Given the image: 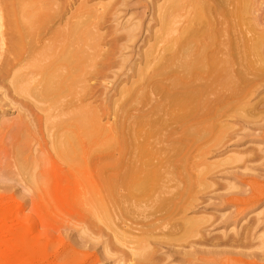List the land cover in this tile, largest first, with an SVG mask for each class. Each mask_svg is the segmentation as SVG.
<instances>
[{
  "label": "rangeland",
  "instance_id": "rangeland-1",
  "mask_svg": "<svg viewBox=\"0 0 264 264\" xmlns=\"http://www.w3.org/2000/svg\"><path fill=\"white\" fill-rule=\"evenodd\" d=\"M49 2V19L35 36V48L46 44L61 47L60 39L69 27L83 26L92 41L84 49L96 60L76 87L79 91L72 106L95 117L103 140L119 132L126 135L124 142L116 141L114 148L102 150L98 156L105 169L103 183L115 170L121 174L127 167L139 165L137 153L142 147H146L147 153L142 161L150 163L151 168L157 169L156 164L159 170L201 178L194 177L189 187L183 180L180 196L175 197L176 189H172V203L176 199L177 209L181 208L178 214L176 207L174 211L171 207L155 208L152 200L151 204L145 201L146 197L141 201L143 204L134 205L128 201L127 193L118 188L117 197H122L114 207L109 205L113 207H110L111 224L101 222L96 214L98 208L95 211L93 207H98L95 196L99 193L93 191L91 165L86 160L94 141L84 139L82 149L87 158L80 165L81 170L77 165L62 162L54 146L57 130L53 125L64 118H54L45 105L18 93L10 75L0 77V264H146V253L150 255L147 264H208L213 252L221 253L215 259H222L225 252L235 254L232 258L238 254H264V39L260 42L262 48L253 53L240 52L239 47L259 36L264 38V0H244L246 10L236 9L225 24L217 23L219 31L215 26L204 30L216 46L217 72L211 76L203 74L192 83L202 90L195 100L204 106L198 114L214 108L217 98L224 99L226 105L217 108L216 116L207 123L201 119L188 122L187 125H193L192 136H182L180 125L170 118V113L167 115L162 108L160 111L155 107L162 98L152 88L158 80L154 57L162 54L189 22L190 0ZM174 2L180 6L170 11ZM164 14L171 15L168 20L174 21L168 31L160 26ZM222 45L229 51L223 55L218 53L219 48L223 50ZM151 54L153 60H147ZM207 59H202L199 65L205 66ZM25 66L22 74L28 71ZM140 73L146 74L142 86ZM38 79L35 77L23 87L31 89ZM167 83L165 86H169ZM145 114L146 138L142 133L132 140L131 122ZM150 121L153 123L148 124ZM19 158L30 162V171L24 172ZM22 186L33 189L31 198L21 196ZM115 186L121 187V180ZM252 189L259 193H252ZM103 194L98 198L103 199ZM152 212L159 221L146 235V217L152 219ZM186 220L198 222L195 232H185ZM66 225L76 231L66 235L62 231ZM81 233L86 246H82ZM243 236H248L247 240ZM229 238L246 244L221 245ZM202 252H208L207 257Z\"/></svg>",
  "mask_w": 264,
  "mask_h": 264
},
{
  "label": "bare ground",
  "instance_id": "bare-ground-1",
  "mask_svg": "<svg viewBox=\"0 0 264 264\" xmlns=\"http://www.w3.org/2000/svg\"><path fill=\"white\" fill-rule=\"evenodd\" d=\"M3 2L2 4L0 3V77H8L10 75L13 86L18 93L23 96H27L28 98H32L42 105H45V110L54 118L57 117L58 120L59 117L64 118L53 125L57 130L54 146L57 149V155L59 159L62 160V162H68L69 164H74V166L77 165L76 167H78L77 169L79 170L82 164L86 162L85 159L87 158L82 149L84 139L94 141L93 151L91 149V155L88 156L86 160L91 165L90 177L94 181H92L94 185L93 191H95L96 194L99 193V197L101 193H105V195H101V197L103 196V199H101L98 198V196L96 197V194L94 195L93 192V196H95L99 203H97L98 207L97 205H95L96 207H93L95 208V211L97 210L96 208H98V212L96 211V214L98 213L100 221H109L111 224L110 207L112 206L109 207V205L113 204L114 207L116 201L118 202L119 198L122 197L121 195H119L121 197H117V193H119L118 188L123 189L122 191L127 193L126 197H128V201L130 200L132 204L141 202L146 197L145 201L150 202V200H152L154 207L157 209L166 208L167 210L168 207H171L173 211L174 207L177 209L179 207V202H176L175 199V203H172V199L174 200L173 197H176L177 195L180 196L179 190L183 180H186L188 183L187 187H189V185H191V180L194 179L195 176L191 177L190 174H183V172L179 173L175 171L159 170V165L156 164H154V166H158L157 169L151 168L150 163L147 165L146 161H144L146 160L147 154L146 147H142L140 154L137 153V156L140 158L139 161H137L139 165L127 167L124 173L121 174L120 172H116L115 169H112L113 171L115 170V174L113 173L110 177H108V179L105 178L107 181L105 180V183H103L104 178L102 173L105 172V169L102 167V164L99 163L100 161L98 156L101 155L102 150H110L114 148L116 141L124 142L126 140L124 138L126 135L123 136V134L119 132L115 135L105 137L103 140L99 135L101 130L99 131L95 117L87 111L85 113L80 108L72 106V99L79 91H76V87L82 82L81 80L83 75L87 69L92 67L95 59V56L88 55L85 51L86 49H84L89 48L88 45L92 44V41L89 39L91 38L89 33L84 28H82L83 26L81 27L80 25H73L71 28L69 27L67 32H65L63 39H60L61 43L63 44L61 47L56 48L53 44H46L37 49V47L35 48L34 46L35 36L40 30H42V28H44L46 22H48V11L50 10L49 4L51 6L49 0L44 2H39L38 0H3ZM188 5L191 9V18L189 19L187 25L182 28L181 34L179 33L175 35V37L169 42V47L167 49H163L162 54L158 53L154 57V62H156L155 65H157V69L155 71L158 72L156 75L158 80L153 82V86L150 84L154 89L153 92H156V94L162 98V102L157 104L155 107L157 109L159 108V110L162 108L164 112H167V115L170 113V118L173 119L175 123L180 125L182 136H192L194 134V132L191 130L193 125H187L188 122L195 119H201V122L207 123L216 116L217 113L214 111H216L217 108L222 109L226 105L224 99L217 98L214 102V108H206L207 112L202 115L198 114V112L201 110V108H204V106L202 102L196 104L195 100L199 93L202 94V90L201 88H194L192 83L196 79L202 77L203 74L206 76H211L213 73L217 72V65L214 63V61H216V55L214 52V48L216 46H214V43H211L212 38L209 37V35L206 36L204 34V30H206L208 27L215 26V28L219 31L220 28H217L218 24H225V19L234 15L236 9L237 11L246 10L244 0H190ZM178 6L180 5L174 2L169 6V9L170 11L176 10L179 8ZM167 14H164L160 19L161 29L166 31H168V26L171 23H174V21H169L170 19L168 20V17H171V15L167 17ZM215 20L216 23H214ZM50 21L51 20H49V22ZM2 29H4V31H2ZM208 32L209 31L207 30V34ZM162 33L163 32H161V35ZM262 39L264 38L259 36L257 40H254L250 44H244L242 47L240 45V52L253 53L259 50L262 48V44H260ZM232 48L237 50L235 46H232ZM219 49L220 50H218V53L221 55L229 52L227 51L226 45L223 46V50H221V48ZM256 56L258 57V55ZM205 57L209 59H207L208 63L205 66H200V62ZM147 60H153L152 54L147 56ZM149 63L151 64L150 61ZM24 65L27 66H25V69L28 70V73L26 72V74L21 73L22 69H24ZM162 71H167V73H163ZM143 72L145 71L143 70ZM145 75L144 73H140V86L145 85L146 83ZM35 77H38L39 79L37 81L35 80V86L32 83L34 87H31V89L23 87L24 84L28 85L29 82H33ZM137 80H139L138 77ZM164 80L168 81V83H164H167L169 86H165V84L162 83ZM172 86L175 88L179 87V90L175 91L174 88L171 89L170 87ZM155 100L153 101L156 102ZM190 103H192L194 107L189 108ZM84 109L85 108H83V110ZM146 118V114L139 116L136 119L134 118L135 120L133 123L131 122L132 120L130 121L129 119L131 124L134 125V130L129 136L132 140L142 136L140 135L142 133L144 135L143 137L146 138ZM152 123L150 121L148 124ZM185 126L186 128L183 129ZM20 155L18 152L17 156L19 157ZM21 158L18 159L20 163L17 161L16 162L20 164L21 167L25 169L24 172H26L29 170L28 167H30V162L28 163L26 161V164L24 162L25 160L20 161ZM142 159L144 160L142 161ZM21 167L19 166V169ZM22 168L21 172H23ZM200 178L201 175H197L195 177V179L198 180H200ZM119 180H121L122 186L116 187L115 183ZM186 182L185 184L187 185ZM172 189H176L174 196L172 195ZM252 191V193H255L253 189ZM256 193H259V190ZM167 195L170 197H162ZM123 196H125V194ZM106 198L107 200H104ZM128 201H126V203ZM94 204L96 203L94 202ZM179 210L177 209V214ZM164 212L166 213V211ZM156 213H159V211ZM93 214L96 215L95 213ZM150 217H152L150 220L149 217H146V235H148L152 229L157 227L156 222L159 221L158 218H155V212H152ZM183 223L185 232L187 234L192 233V231L195 232V229L198 228L197 221L186 220ZM246 238H248V236L242 237V239L247 240ZM229 239L222 244L220 242L219 243L221 245L228 246L236 244L235 247H238L239 244H246V242L244 244L241 243L242 241L240 239ZM258 253L259 252L250 255L238 254L237 258H232L231 256L235 254L225 252L221 255L222 259H215L218 258L221 253L213 252L212 254L209 253L210 258L208 259H211V261L208 262V264H260L261 261H264V254ZM206 254L208 255V252H206L204 255L206 256ZM149 256L150 255L146 253V264L148 263Z\"/></svg>",
  "mask_w": 264,
  "mask_h": 264
},
{
  "label": "clouds",
  "instance_id": "clouds-1",
  "mask_svg": "<svg viewBox=\"0 0 264 264\" xmlns=\"http://www.w3.org/2000/svg\"><path fill=\"white\" fill-rule=\"evenodd\" d=\"M33 189L31 187L28 186H22L21 187V196L22 197H28L31 198V196L33 195ZM62 231L65 232L66 235H69V233H71L72 231H76V229L71 228L70 225H66ZM81 237V242H82V246H86V238L83 236V234H80Z\"/></svg>",
  "mask_w": 264,
  "mask_h": 264
}]
</instances>
